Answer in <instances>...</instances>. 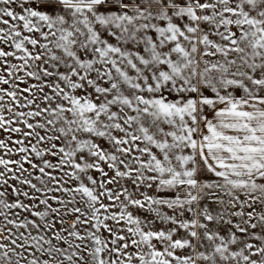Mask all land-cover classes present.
<instances>
[{"label": "snow or ice", "instance_id": "snow-or-ice-1", "mask_svg": "<svg viewBox=\"0 0 264 264\" xmlns=\"http://www.w3.org/2000/svg\"><path fill=\"white\" fill-rule=\"evenodd\" d=\"M0 264H264V0H0Z\"/></svg>", "mask_w": 264, "mask_h": 264}]
</instances>
